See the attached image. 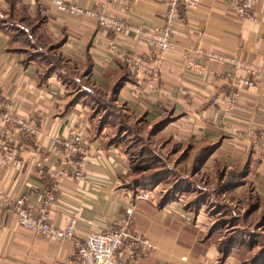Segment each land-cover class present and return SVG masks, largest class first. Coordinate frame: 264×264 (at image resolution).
Wrapping results in <instances>:
<instances>
[{"label":"crops","instance_id":"crops-1","mask_svg":"<svg viewBox=\"0 0 264 264\" xmlns=\"http://www.w3.org/2000/svg\"><path fill=\"white\" fill-rule=\"evenodd\" d=\"M73 1L88 8L102 6L135 25L164 24L166 0ZM10 2L15 8H25L29 16L42 18L43 29L59 39L62 56L80 69L89 65L88 79L94 87L110 94L119 82L115 101L148 125L163 122L157 133L167 134L170 141L181 146H211L200 171L206 169L212 176L217 172L223 178L235 170L237 182L233 185L227 181L226 186L236 193H243L250 183L264 188V166L253 154L249 139L242 135L248 124L264 120V80L257 79L250 86L237 83L235 78L230 81L229 63L210 61L204 55L220 51L261 64L264 0H254L252 13L245 18L237 17L220 0H201L190 11L179 9L170 36L173 46L163 53L160 76L153 88L107 52L106 45L114 38L143 59L152 57L155 47L125 34L104 32L90 17L68 16L34 0H0V12L9 9ZM42 72L36 61H24L0 29V101H7L10 111L38 127L35 136L14 133L0 137V146L16 155L9 170L0 173L7 194L25 195L27 204L40 208L44 192L54 182L52 171L57 164L56 155L49 149L50 136L81 131L88 141L90 161L81 181L60 180L49 212L53 223L64 226L71 210L77 208L80 217L75 238L80 239L130 210L132 229L155 246L149 256L133 264H250V260L242 263L239 257L245 248L251 250V257L256 252L245 240L220 258L212 234L216 226L203 212L193 213L185 207L186 194L170 195L169 200L162 203L159 199L158 204L136 199L135 192L142 187L134 189L122 181L125 166L117 146L108 144L101 131L94 132V119L87 107L79 102L71 104L61 80L52 74L43 78ZM234 88L241 97L226 114L224 99ZM2 129L0 125V132ZM96 150L101 152L99 161L93 156ZM72 251L73 240L52 241L19 226L16 213L0 204V264H78Z\"/></svg>","mask_w":264,"mask_h":264},{"label":"built area","instance_id":"built-area-1","mask_svg":"<svg viewBox=\"0 0 264 264\" xmlns=\"http://www.w3.org/2000/svg\"><path fill=\"white\" fill-rule=\"evenodd\" d=\"M232 9L239 18L251 15L254 0H220ZM51 6L58 12L72 17L87 16L95 20L96 25L104 32L125 34L135 41H144L156 48L154 55L148 59L137 57L122 47L116 39L107 42L106 50L114 58L124 62L134 74L146 79L147 86L153 88L159 79L163 64V53L173 46L170 36L175 26L179 9L194 10L201 0H166L164 24L161 27L135 25L123 17L108 13L102 6L88 8L73 0H34ZM207 60L227 62L230 65L227 79L239 84L254 85L257 79L264 80L263 62L254 64L246 60L226 55L220 51L204 53ZM241 93L237 88L230 90L224 99L223 112L229 114L236 106ZM0 137L18 135L35 136L38 127L32 120L21 118L9 110L7 101H0ZM12 126V128L8 127ZM242 135L249 139L253 154L264 166V120L248 124ZM88 141L81 131H73L68 135L53 134L49 138V149L56 155L57 164L52 171L53 184L44 192L42 206L35 208L26 202L25 195L11 196L0 178V204L16 213L18 225L45 238L60 242L73 240V256L78 264H133L145 258L154 250V244L131 227L130 210L113 218L107 225L90 230L82 238H75L79 210L74 208L68 215L64 226L53 223L49 212L59 191V182L63 178L81 181L84 177L86 163L90 160ZM101 152L96 150L93 156L99 161ZM16 155L12 150L0 146V173H5L15 162ZM152 190L141 188L135 192L136 199L150 200L155 203ZM154 199V200H153Z\"/></svg>","mask_w":264,"mask_h":264},{"label":"rangeland","instance_id":"rangeland-1","mask_svg":"<svg viewBox=\"0 0 264 264\" xmlns=\"http://www.w3.org/2000/svg\"><path fill=\"white\" fill-rule=\"evenodd\" d=\"M35 17H29L20 9L12 15L8 11L0 12V18H7L14 26V30L8 28L11 33L9 36H12L11 44L20 48L23 57L30 54L37 57L42 71L61 80L70 99H78L79 103L87 107L94 119V132L101 131L104 140H113L125 166L121 174L122 181L133 184L138 179L145 180L148 177L145 183L151 181L152 184L142 188L153 191L156 204L168 192L172 195L186 194L185 207L193 213L203 212L213 226H216L212 234L218 246L227 240L238 243L245 240L246 245H251L252 251H256L255 254H260L256 262L262 264L264 188L250 183L243 193H236L226 186L229 179L227 176L221 178V175L217 176V172L212 176L206 169L200 171L201 164L196 170L192 167V162L200 147L192 144L181 146L170 141L167 134L157 133L155 126L148 125L140 116L132 115L110 94H100L94 87L85 86L81 69L63 57L58 50L51 49L59 39L45 30L46 37H41L40 30L33 33V28L40 24V20L37 21ZM41 26L44 28L42 24ZM39 56H42L41 62ZM156 176L158 178L153 179ZM250 251L246 248L240 251L242 263L253 259L250 258Z\"/></svg>","mask_w":264,"mask_h":264},{"label":"trees","instance_id":"trees-1","mask_svg":"<svg viewBox=\"0 0 264 264\" xmlns=\"http://www.w3.org/2000/svg\"><path fill=\"white\" fill-rule=\"evenodd\" d=\"M15 9V11L17 10V9H20V10H24V12L27 14V12H26V10H25V8H23V7H19V8H15V6H14V3L13 2H10V5H9V9H7L6 11H8V14H10V15H12V13H13V10ZM28 15V14H27ZM29 16V15H28ZM30 17V16H29ZM23 18H21V20H22ZM35 19L38 21V20H40V24L38 25V26H36L35 28H33V33L35 32V31H39L40 30V33H41V37L44 35V37H46L45 36V31H44V29L42 28V26H41V24H42V18L41 17H35ZM8 28H12L13 30H14V26L12 25V24H10L9 22H8V19L7 18H0V29H2V30H4L6 33H7V35H8V41H9V45H11L12 47H14L15 49H17L20 53L22 52L21 50H20V48H18V47H16L15 45H13V44H11V41H12V36H9V35H11V33L9 32L10 31V29H8ZM45 33V34H44ZM39 40V39H38ZM59 45H60V42L58 41L56 44H53L52 45V47H51V49H53L54 51H56V50H58V47H59ZM22 54V53H21ZM40 58H41V60H40V62L43 60L42 59V56H39ZM64 57V56H63ZM22 58L24 59V61L26 62V61H36L37 63H39V61H38V59H37V57H35V56H31V54L30 55H26V57H23L22 56ZM68 61V60H67ZM89 65L86 63V65L84 66V68H82L81 69V77H83V78H85V80H84V84H85V86H91V87H94L91 83H90V81H89V79H88V77H89V75H90V72H89V67H88ZM51 75V73H45V72H42V77L43 78H46L47 76H50ZM118 86H119V82H117L116 84H115V86H114V88H113V90L110 92V96L115 100V92H116V90H117V88H118ZM95 89H96V91L97 92H100V94H104L100 89H98V88H96V87H94ZM76 102H78V99H73L72 100V102H71V104H74V103H76ZM163 124V122L161 123V122H158L157 124H155V127H156V129L159 127V126H161ZM108 141V144H111V143H113V140L111 141H109V140H107ZM200 147V149H199V153H197L196 154V156H195V158H194V161L192 162V167H195V169L196 170H198V168H199V165L201 164V161L209 154V151H210V149H211V146H207V145H205V144H203V145H201V146H199ZM158 173V172H157ZM148 178V177H147ZM147 178L144 180V178L143 179H138V180H136V182L135 183H128V185H132L133 187H134V189H136V187L139 189V188H141V187H145L146 185H149V184H152V182L151 181H148V184H146L145 183V181L147 180ZM158 177L156 176V177H153V179H157ZM227 178H229V179H227V181L228 182H232L233 183V185L235 184V182H237V180H238V178H237V176H236V172H235V170H231L230 172H229V174L227 175ZM157 183V181H155V184ZM137 191V190H136ZM173 196L170 192H168V193H166L165 194V196H162V198H161V202L162 203H164L165 201H167V200H169V198L171 197V196ZM239 243H238V241H233V240H227L224 244H222V245H219L218 247H219V251H220V258L222 259L223 257H225L226 255H228V253L234 248V247H236V245H238ZM257 253H259V252H257ZM259 257H260V254H254L251 258H253L252 260H250V264H259V263H257L256 262V259H259Z\"/></svg>","mask_w":264,"mask_h":264}]
</instances>
